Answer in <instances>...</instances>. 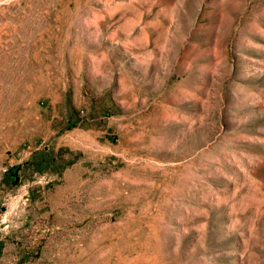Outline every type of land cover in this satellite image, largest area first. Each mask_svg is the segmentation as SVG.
Wrapping results in <instances>:
<instances>
[{"label":"rangeland","instance_id":"1","mask_svg":"<svg viewBox=\"0 0 264 264\" xmlns=\"http://www.w3.org/2000/svg\"><path fill=\"white\" fill-rule=\"evenodd\" d=\"M0 264H264V0H0Z\"/></svg>","mask_w":264,"mask_h":264}]
</instances>
